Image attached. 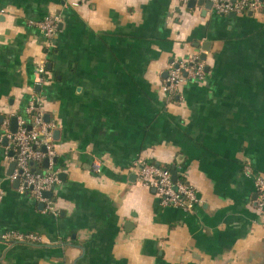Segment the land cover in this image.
Wrapping results in <instances>:
<instances>
[{"label":"crops","instance_id":"1","mask_svg":"<svg viewBox=\"0 0 264 264\" xmlns=\"http://www.w3.org/2000/svg\"><path fill=\"white\" fill-rule=\"evenodd\" d=\"M73 1L0 0V264H264V212L245 173L264 176V9ZM49 16L62 19L50 41L29 25ZM194 56L206 79L168 99L170 65ZM36 98L58 126L57 215L12 180L3 128ZM140 159L195 186L194 211L162 206L138 180ZM8 232L41 241L8 243Z\"/></svg>","mask_w":264,"mask_h":264},{"label":"built area","instance_id":"2","mask_svg":"<svg viewBox=\"0 0 264 264\" xmlns=\"http://www.w3.org/2000/svg\"><path fill=\"white\" fill-rule=\"evenodd\" d=\"M91 0H74L72 6L89 3ZM187 1V0H186ZM212 4L219 15H239L248 12H260L264 9V0H206ZM62 22L60 16H49L39 21H31L30 26L37 29L46 39L53 40ZM36 83L42 87L50 80V73L46 65H41L36 72ZM207 71L204 62L197 56L186 60L173 62L164 83V93L168 99L181 94V88L187 82H203ZM42 100L30 101L26 114L28 118L17 117V131L12 132L10 123L4 125V133L10 142L14 153L12 160L16 164L12 180L19 182V191L29 194L35 201L43 203L47 212L57 215V208L52 198H45L44 194L56 191L60 185L58 171L54 169L57 151L54 146V133L57 129L55 121H47L42 109ZM49 160L45 171L38 172L35 164ZM134 168L137 170L138 180L144 186L160 197L162 206L181 208L193 212L200 203L198 191L184 176L173 180L172 171L160 164L150 163L144 159L138 160ZM100 165L95 164L94 170L99 172ZM246 175L255 182L258 200L257 208L264 212V176L255 173L250 166L246 167ZM8 243H38L41 238L35 234L8 232L2 236Z\"/></svg>","mask_w":264,"mask_h":264},{"label":"water","instance_id":"3","mask_svg":"<svg viewBox=\"0 0 264 264\" xmlns=\"http://www.w3.org/2000/svg\"><path fill=\"white\" fill-rule=\"evenodd\" d=\"M191 2V5H195V3H196V1L195 0H191L190 1ZM201 3L203 4L204 2L203 1H201ZM208 7L210 8V7H212V4L210 3V2H208ZM231 16H236L235 14H232ZM206 50H208V49H206ZM202 60H206V56H205V54L204 55H202ZM207 70V69H206ZM45 118H46V120L47 121H49L50 120V116L47 114L46 116H45ZM17 118L15 117V118H13V120H12V124H11V130H12V132L13 133H15L16 131H17ZM58 135H59V132L57 131V132H55V137H58ZM44 166L46 167V168H48V166H49V160L48 159H45L44 160ZM16 167V164L14 163V164H12V166H11V170L12 169H14ZM172 174H173V180H174V182H176L177 181V179H178V175H177V172L176 171H172ZM64 176V175H63ZM16 186H19V182L18 181H16ZM52 193L51 192H49V193H45L44 194V197L45 198H51L52 197ZM44 204L43 203H41L40 204V208L41 209H44Z\"/></svg>","mask_w":264,"mask_h":264},{"label":"trees","instance_id":"4","mask_svg":"<svg viewBox=\"0 0 264 264\" xmlns=\"http://www.w3.org/2000/svg\"><path fill=\"white\" fill-rule=\"evenodd\" d=\"M44 19V18H43ZM39 20H42V19H38L37 21H39ZM174 98V97H173ZM172 98V99H173ZM162 166H165V167H167V168H169L170 170H171V168H170V166H167V165H164V164H162Z\"/></svg>","mask_w":264,"mask_h":264}]
</instances>
